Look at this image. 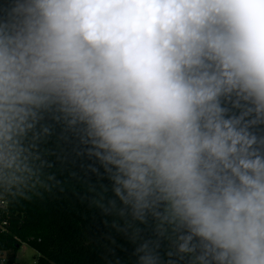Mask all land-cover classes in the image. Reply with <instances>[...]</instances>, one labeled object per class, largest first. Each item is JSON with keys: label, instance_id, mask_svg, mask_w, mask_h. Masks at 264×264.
Masks as SVG:
<instances>
[{"label": "clouds", "instance_id": "9594fccd", "mask_svg": "<svg viewBox=\"0 0 264 264\" xmlns=\"http://www.w3.org/2000/svg\"><path fill=\"white\" fill-rule=\"evenodd\" d=\"M68 181L100 264H264V0H0V200Z\"/></svg>", "mask_w": 264, "mask_h": 264}, {"label": "trees", "instance_id": "16d2710c", "mask_svg": "<svg viewBox=\"0 0 264 264\" xmlns=\"http://www.w3.org/2000/svg\"><path fill=\"white\" fill-rule=\"evenodd\" d=\"M65 187L63 194L0 200L4 264H18L15 253L22 243L37 252L35 264H100L103 250L94 240L103 231L96 227L99 218L74 195L82 191L80 184L68 181Z\"/></svg>", "mask_w": 264, "mask_h": 264}, {"label": "rangeland", "instance_id": "374dc122", "mask_svg": "<svg viewBox=\"0 0 264 264\" xmlns=\"http://www.w3.org/2000/svg\"><path fill=\"white\" fill-rule=\"evenodd\" d=\"M3 256L0 255V262ZM37 252L28 244L22 243L15 253V261L18 264H35ZM1 264V263H0Z\"/></svg>", "mask_w": 264, "mask_h": 264}, {"label": "built area", "instance_id": "2783aa9c", "mask_svg": "<svg viewBox=\"0 0 264 264\" xmlns=\"http://www.w3.org/2000/svg\"><path fill=\"white\" fill-rule=\"evenodd\" d=\"M3 224H4V223H3ZM0 263H1V264H4V259H2Z\"/></svg>", "mask_w": 264, "mask_h": 264}]
</instances>
